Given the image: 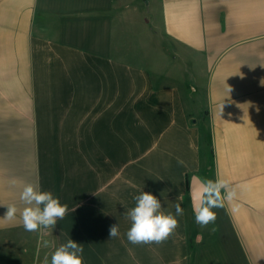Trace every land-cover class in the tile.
Segmentation results:
<instances>
[{
    "label": "crops",
    "instance_id": "0c3cea01",
    "mask_svg": "<svg viewBox=\"0 0 264 264\" xmlns=\"http://www.w3.org/2000/svg\"><path fill=\"white\" fill-rule=\"evenodd\" d=\"M218 177L236 196L201 227L191 184ZM37 182L68 211L29 232ZM142 191L184 209L161 243L127 238ZM69 239L83 264H264V0H0V264Z\"/></svg>",
    "mask_w": 264,
    "mask_h": 264
},
{
    "label": "clouds",
    "instance_id": "9594fccd",
    "mask_svg": "<svg viewBox=\"0 0 264 264\" xmlns=\"http://www.w3.org/2000/svg\"><path fill=\"white\" fill-rule=\"evenodd\" d=\"M179 163H183L179 161ZM15 185L17 182H11ZM236 196L235 189L229 187L228 181L219 177L201 181L199 192L192 201V210L195 222L201 227H206L216 220L213 209L223 208L225 200H232ZM25 207L20 211V218L26 231L37 232L42 228H54L58 219H63L67 214V205L61 204L59 198L54 197L50 191H42L39 183H27L23 186L19 196ZM135 207L128 210L127 218L131 227L127 231V238L132 244L161 243L166 240L178 227L176 216H182L184 209L180 203L175 205V216L171 213L161 212V202L153 194L142 191L135 198ZM18 209L15 205H7L4 218L8 221L16 219ZM119 235V225L113 224L109 229V237ZM47 246V242H45ZM82 243L69 239L66 244L56 248L51 255V264H83ZM44 264H48L45 258Z\"/></svg>",
    "mask_w": 264,
    "mask_h": 264
},
{
    "label": "rangeland",
    "instance_id": "374dc122",
    "mask_svg": "<svg viewBox=\"0 0 264 264\" xmlns=\"http://www.w3.org/2000/svg\"><path fill=\"white\" fill-rule=\"evenodd\" d=\"M129 45L131 44L129 43ZM128 48L129 50H132L133 48L134 50L137 49L136 46L128 47ZM156 49H158V45L152 48V50L150 51L151 55L153 53V50ZM221 241H223V239H221ZM216 249H217V244L212 245L211 248L209 249L210 251H212L210 254H208V259H207L210 264H245L246 263L244 255L241 253L240 249L237 246L234 247V252L232 248L230 249L228 247H224V249L222 247L220 251H217ZM217 259L219 260V262H216Z\"/></svg>",
    "mask_w": 264,
    "mask_h": 264
},
{
    "label": "water",
    "instance_id": "95a60500",
    "mask_svg": "<svg viewBox=\"0 0 264 264\" xmlns=\"http://www.w3.org/2000/svg\"><path fill=\"white\" fill-rule=\"evenodd\" d=\"M200 187H201V183L199 182V179L195 178L191 184V192H192L193 198L199 192Z\"/></svg>",
    "mask_w": 264,
    "mask_h": 264
}]
</instances>
